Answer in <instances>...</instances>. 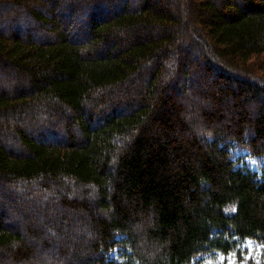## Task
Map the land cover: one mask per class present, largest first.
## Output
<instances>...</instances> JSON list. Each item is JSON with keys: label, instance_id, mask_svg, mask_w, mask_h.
Returning <instances> with one entry per match:
<instances>
[{"label": "trees", "instance_id": "1", "mask_svg": "<svg viewBox=\"0 0 264 264\" xmlns=\"http://www.w3.org/2000/svg\"><path fill=\"white\" fill-rule=\"evenodd\" d=\"M2 3L0 264L264 260V0Z\"/></svg>", "mask_w": 264, "mask_h": 264}, {"label": "rangeland", "instance_id": "2", "mask_svg": "<svg viewBox=\"0 0 264 264\" xmlns=\"http://www.w3.org/2000/svg\"><path fill=\"white\" fill-rule=\"evenodd\" d=\"M4 2V0H2ZM1 2L0 11L5 8V4ZM227 121L226 119H223ZM240 152H237L239 155ZM246 153V151H242ZM247 165L257 172H261V168L264 167V159L260 157H250L245 158ZM44 203H47L44 201ZM141 225L138 224L139 228ZM261 245L252 239H245L241 243V251L239 254L236 252H231L228 254H223L219 252L207 253L199 256L192 264H248L252 261L255 264H264V260L261 258ZM110 258L120 260L121 250L115 248L109 253Z\"/></svg>", "mask_w": 264, "mask_h": 264}, {"label": "bare ground", "instance_id": "3", "mask_svg": "<svg viewBox=\"0 0 264 264\" xmlns=\"http://www.w3.org/2000/svg\"><path fill=\"white\" fill-rule=\"evenodd\" d=\"M198 258V257H197Z\"/></svg>", "mask_w": 264, "mask_h": 264}]
</instances>
